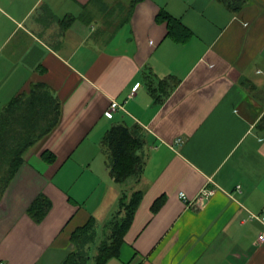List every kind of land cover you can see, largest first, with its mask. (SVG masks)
I'll return each instance as SVG.
<instances>
[{
  "label": "crops",
  "instance_id": "1",
  "mask_svg": "<svg viewBox=\"0 0 264 264\" xmlns=\"http://www.w3.org/2000/svg\"><path fill=\"white\" fill-rule=\"evenodd\" d=\"M89 1L0 0V109L35 82L60 100L0 196V264H61L76 227L107 220L122 192L101 139L116 122L139 127L145 165L122 181L142 199L105 264H264V0H142L112 35L96 34ZM85 9L91 22L60 24ZM167 76L177 83L160 102L151 90ZM40 193L50 207L35 221Z\"/></svg>",
  "mask_w": 264,
  "mask_h": 264
},
{
  "label": "trees",
  "instance_id": "2",
  "mask_svg": "<svg viewBox=\"0 0 264 264\" xmlns=\"http://www.w3.org/2000/svg\"><path fill=\"white\" fill-rule=\"evenodd\" d=\"M140 1L142 0L118 1L117 14L112 16L107 11L104 12L108 6L103 0H90L88 6H95L97 13L103 14L101 18L100 14L98 15L101 25L98 26L96 34L112 35L124 24ZM90 13L85 9L79 17L68 14L59 22L63 27L80 18L91 22L93 16ZM156 20L166 23L167 35L175 41H184L190 35V30L165 8L157 12ZM170 81V76L164 77L158 82V90L152 88L151 93L155 100L162 102L177 83ZM59 118L60 100L41 82L32 83L28 92L13 96L1 107L0 196L24 162L26 153L54 129ZM257 127L264 129V114ZM144 143L145 138L137 125L130 127L116 122L106 130L101 139V147L105 154L106 166L117 182L141 176L145 165L142 149ZM42 157L48 162L55 159L54 153L48 150L42 152ZM141 199V190H134L128 196L123 193L119 197V206L110 213L105 222L98 224L91 216L85 224L76 227L70 236L72 249L61 264H105L110 258L117 256ZM161 203L162 198L157 199L153 210H157ZM49 207L50 200L40 193L28 205L26 212L35 221H39Z\"/></svg>",
  "mask_w": 264,
  "mask_h": 264
},
{
  "label": "rangeland",
  "instance_id": "3",
  "mask_svg": "<svg viewBox=\"0 0 264 264\" xmlns=\"http://www.w3.org/2000/svg\"><path fill=\"white\" fill-rule=\"evenodd\" d=\"M104 1V3L108 6V7H106V10H104V12H106L107 11V13L108 14H110V15H112V16H115L116 14H117V9H116V7H117V5H118V1H126V0H103ZM90 7H91V5H90ZM90 7L88 8V9H90ZM89 11V10H88ZM76 13V12H75ZM115 13V15H113ZM100 13H98V15H99ZM122 15V14H121ZM103 16V14H100L99 15V17L101 18ZM77 24H79L78 22H76ZM132 180H133V177H131V178H128V181H129V183L130 182H132ZM126 183V182H125ZM127 184V183H126ZM125 184H123V182H121V188H119L118 190H119V192L121 193L120 194V196L123 194V193H126V195L128 196L131 192H132V190H134V188H129L128 186H124ZM119 206V200L117 199V201L116 202H114V204H113V207H112V209L111 210H116V208ZM112 211V212H113ZM104 220H106V219H104Z\"/></svg>",
  "mask_w": 264,
  "mask_h": 264
},
{
  "label": "built area",
  "instance_id": "4",
  "mask_svg": "<svg viewBox=\"0 0 264 264\" xmlns=\"http://www.w3.org/2000/svg\"><path fill=\"white\" fill-rule=\"evenodd\" d=\"M116 105L114 103L111 104L109 110L106 112L108 116H111L112 115V112H114L116 110ZM175 143H179L180 142V138H177L174 140ZM213 193L212 190H209V191H204L203 194L207 195V194H211ZM181 196H184L183 193H181ZM201 199H203L202 197L199 198V201H201ZM260 239H263L264 235L261 234L260 236Z\"/></svg>",
  "mask_w": 264,
  "mask_h": 264
}]
</instances>
